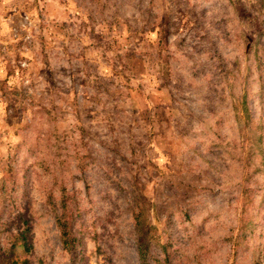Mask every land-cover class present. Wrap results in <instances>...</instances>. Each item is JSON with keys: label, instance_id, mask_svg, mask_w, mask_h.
<instances>
[{"label": "rangeland", "instance_id": "obj_1", "mask_svg": "<svg viewBox=\"0 0 264 264\" xmlns=\"http://www.w3.org/2000/svg\"><path fill=\"white\" fill-rule=\"evenodd\" d=\"M24 204L19 261L142 264L140 212L148 264H264V0H0V216Z\"/></svg>", "mask_w": 264, "mask_h": 264}, {"label": "trees", "instance_id": "obj_2", "mask_svg": "<svg viewBox=\"0 0 264 264\" xmlns=\"http://www.w3.org/2000/svg\"><path fill=\"white\" fill-rule=\"evenodd\" d=\"M5 194H9V188L4 187ZM15 202L14 199H12ZM69 200H72L70 203ZM74 201L68 194L61 195V211L55 216V225L59 232V239L62 249L75 253L77 235L74 231L75 217L73 209ZM29 206H22L15 215L5 214L0 216V233L8 231V241L0 247V257H4L6 264H31L28 257L17 258L18 249H28L27 229L31 227L30 218L27 216ZM133 225L136 232V248L139 260L142 264H148L150 258V237L149 227L141 219L140 212H133ZM12 226L15 228H12Z\"/></svg>", "mask_w": 264, "mask_h": 264}]
</instances>
